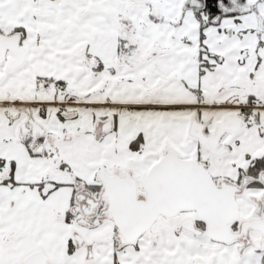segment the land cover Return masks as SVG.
I'll return each instance as SVG.
<instances>
[{
    "label": "snow or ice",
    "instance_id": "6c2138e0",
    "mask_svg": "<svg viewBox=\"0 0 264 264\" xmlns=\"http://www.w3.org/2000/svg\"><path fill=\"white\" fill-rule=\"evenodd\" d=\"M0 264H264V0H0Z\"/></svg>",
    "mask_w": 264,
    "mask_h": 264
}]
</instances>
